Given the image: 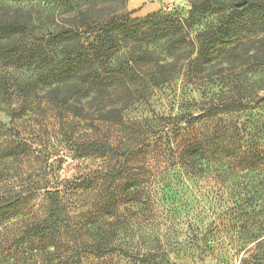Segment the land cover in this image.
Returning a JSON list of instances; mask_svg holds the SVG:
<instances>
[{"label": "rangeland", "instance_id": "obj_1", "mask_svg": "<svg viewBox=\"0 0 264 264\" xmlns=\"http://www.w3.org/2000/svg\"><path fill=\"white\" fill-rule=\"evenodd\" d=\"M192 1L172 0L160 10L187 17ZM145 4L0 0V17L25 21L40 37L132 10V18L145 17L139 13ZM261 36L264 32L235 41L201 68H195L193 49L186 50L184 62L172 52L169 60L178 59L166 69L170 79L157 86L151 77L155 70L140 63L143 69L132 73L138 90L132 98L121 90L94 99L92 90L78 91L77 77L39 85L41 73L76 65L70 62L74 49L49 37L35 44L27 32L21 34L24 53L34 46L31 54L45 61L41 69L0 64V84L11 86L0 89V201L15 207L14 216L0 219V264H17L5 256L10 239L26 219L45 218L48 191H59L70 214L86 218L93 190L83 182L89 178L122 228L112 243L117 249L100 264H264V258L252 255L259 253L257 242L247 239L264 229V101L245 112L206 115L213 101L264 98V63L248 43ZM111 108L117 121L104 120ZM191 116L198 119L188 127ZM241 122H247L246 132ZM179 123L186 126L181 133ZM185 141L208 147L192 153V171L188 159H177ZM86 229L88 247L99 245L97 226L86 224ZM259 248L263 252L264 246Z\"/></svg>", "mask_w": 264, "mask_h": 264}, {"label": "trees", "instance_id": "obj_2", "mask_svg": "<svg viewBox=\"0 0 264 264\" xmlns=\"http://www.w3.org/2000/svg\"><path fill=\"white\" fill-rule=\"evenodd\" d=\"M191 8L187 17L180 12L160 10L145 17L132 18L135 12L132 10L101 17L81 27L73 26L74 28L43 34L40 37L30 32L25 21L19 19L5 21L0 17V64L34 66L41 69L45 61L44 56L31 54L34 46L25 54L26 48H23L18 39L25 32L32 37L35 44L49 37L54 42L73 47L75 56L70 57V62H76V65L58 70L56 73H41L37 82L39 85L72 82L77 77L78 91L81 93L84 90H92L94 99L106 93L112 97L113 94L118 95L121 90L132 98L138 91L133 87L136 74L132 73L143 69L140 63L147 62L144 66L146 71L155 70L151 77L153 84L157 86L170 79L166 69L175 66L174 62L179 56L183 55L185 57L183 62L185 61L187 49L194 50L195 68H201L204 64L216 60L219 53L226 50L228 45L245 36L251 34L256 36L259 32H264V0H234L230 3L224 0H193ZM211 14L218 17L210 21ZM196 25L199 27L192 35ZM248 43L255 46L253 56L258 58V62L264 63V36L249 39ZM156 48H163V51L157 52ZM122 51L127 52L120 62L119 55L123 56ZM172 52L178 53L174 61L169 60ZM10 88L11 86L6 83L0 84V89L4 92ZM262 101H264L262 97L260 100L250 102L236 99L213 101L206 108V115L214 116L229 111L245 112L260 106ZM115 111L114 108L107 110L104 120L117 121L110 116ZM79 116L84 118L86 114L79 112ZM197 119L191 116L186 126L190 127ZM260 122L264 126L262 119ZM255 123L258 125L259 122ZM247 125V122L240 123L242 131L246 132ZM186 126L179 123L177 125L179 133L186 129ZM183 144L178 148L177 159L181 162L188 159L186 163L192 171L193 164L190 159L192 153L198 150L206 152L208 147L206 143L197 147L194 141H185ZM86 182L88 184H84V188L88 191L93 190L90 209L85 213L86 218L83 215L70 214L59 191H48L49 203L45 218L26 219L18 233L10 239L11 249L5 256L14 259L17 264H100L109 251L116 250L112 243L122 229L116 221L117 215L111 206L107 208L105 204L107 198H102L100 191H94L92 186L95 184L98 186L94 179L89 178L83 183ZM14 209L13 203L0 201V219L14 216L15 214L12 215ZM86 224L96 225L102 234V242L93 248L87 245ZM247 237L248 240L257 242L256 248L259 253L252 254L255 255L254 258L257 257L258 260L264 258V249L262 252L259 248L264 246V229L257 232L254 230Z\"/></svg>", "mask_w": 264, "mask_h": 264}, {"label": "crops", "instance_id": "obj_3", "mask_svg": "<svg viewBox=\"0 0 264 264\" xmlns=\"http://www.w3.org/2000/svg\"><path fill=\"white\" fill-rule=\"evenodd\" d=\"M172 0H145V4L139 13L141 15H148L149 13L160 10L165 4H168ZM135 7V6H134ZM132 6V8H134Z\"/></svg>", "mask_w": 264, "mask_h": 264}]
</instances>
